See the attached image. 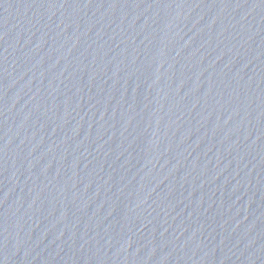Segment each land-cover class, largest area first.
<instances>
[{"label":"water","instance_id":"1","mask_svg":"<svg viewBox=\"0 0 264 264\" xmlns=\"http://www.w3.org/2000/svg\"><path fill=\"white\" fill-rule=\"evenodd\" d=\"M0 264H264V0H0Z\"/></svg>","mask_w":264,"mask_h":264}]
</instances>
